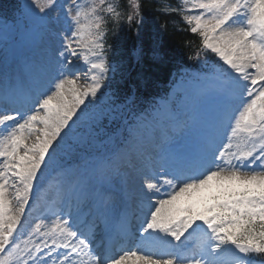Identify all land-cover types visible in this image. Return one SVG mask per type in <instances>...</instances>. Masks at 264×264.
<instances>
[{
    "label": "snow or ice",
    "instance_id": "6c2138e0",
    "mask_svg": "<svg viewBox=\"0 0 264 264\" xmlns=\"http://www.w3.org/2000/svg\"><path fill=\"white\" fill-rule=\"evenodd\" d=\"M150 2L124 0L129 26L143 23ZM187 2L157 0L156 10L183 14L201 41L188 59L203 68L156 115L94 107L111 70L97 12L119 22L112 3L23 0L15 23L3 25L33 47L19 70L7 60L0 68V264L264 257V0ZM165 56L152 49L154 60ZM81 71L91 81L84 88ZM105 120L123 127L110 132ZM45 185L55 195L51 226ZM30 212L41 216L29 223Z\"/></svg>",
    "mask_w": 264,
    "mask_h": 264
},
{
    "label": "trees",
    "instance_id": "16d2710c",
    "mask_svg": "<svg viewBox=\"0 0 264 264\" xmlns=\"http://www.w3.org/2000/svg\"><path fill=\"white\" fill-rule=\"evenodd\" d=\"M15 1L0 0V5L12 9ZM109 3L122 16L119 22L108 13L103 19V26L108 29L105 40L107 55L116 66L114 73L107 77L106 84L115 97V104L132 97L130 106H150L156 97L171 89L170 84L176 73L196 64L188 57L201 46L200 38L188 30V25L182 19L183 14L164 15L157 11V0H151L144 7L143 23H133L131 26L126 22V16L131 12L130 4L124 7V0H105L102 7L106 8ZM170 5L182 6L177 0H170ZM104 13L102 11L101 15ZM189 44L191 47L187 46ZM156 47L166 53L164 59L157 61L152 58V49Z\"/></svg>",
    "mask_w": 264,
    "mask_h": 264
},
{
    "label": "rangeland",
    "instance_id": "374dc122",
    "mask_svg": "<svg viewBox=\"0 0 264 264\" xmlns=\"http://www.w3.org/2000/svg\"><path fill=\"white\" fill-rule=\"evenodd\" d=\"M185 1L187 2V0H185ZM83 2L85 4H89L90 3V0H83ZM187 4L190 5L189 2H187ZM190 6H188V7H190ZM13 34H14V32H13ZM4 35L5 34H2V35L0 34V60H2L5 57V54L7 53L6 50H7L8 46H9V43L4 42V39H2V37H4ZM5 60H6V57H5ZM3 65H4V63L3 62H0V67H2ZM19 69L20 68H18V70ZM78 87L84 88L86 86L84 85V83L82 81H79L78 82ZM35 217H39V215H35ZM36 222H39V220H37ZM44 222H45V220H44ZM132 261L136 262L137 259L135 257H129L127 262H132Z\"/></svg>",
    "mask_w": 264,
    "mask_h": 264
},
{
    "label": "bare ground",
    "instance_id": "6f19581e",
    "mask_svg": "<svg viewBox=\"0 0 264 264\" xmlns=\"http://www.w3.org/2000/svg\"><path fill=\"white\" fill-rule=\"evenodd\" d=\"M51 193L52 192L49 191L50 196H55V195H52ZM33 218H34V216H30V218L28 219V222L30 220H32ZM44 220H46V222H44L46 225L51 226V224L55 220V217H53L52 215H47V216H45ZM127 264H139V262L138 261H136V262L132 261V262H127Z\"/></svg>",
    "mask_w": 264,
    "mask_h": 264
}]
</instances>
